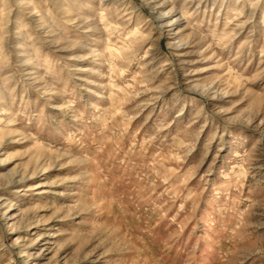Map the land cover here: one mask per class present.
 <instances>
[{"label": "rangeland", "instance_id": "obj_1", "mask_svg": "<svg viewBox=\"0 0 264 264\" xmlns=\"http://www.w3.org/2000/svg\"><path fill=\"white\" fill-rule=\"evenodd\" d=\"M1 35L0 264H264V0H0Z\"/></svg>", "mask_w": 264, "mask_h": 264}, {"label": "bare ground", "instance_id": "obj_2", "mask_svg": "<svg viewBox=\"0 0 264 264\" xmlns=\"http://www.w3.org/2000/svg\"><path fill=\"white\" fill-rule=\"evenodd\" d=\"M1 39L3 40V39H5V36L4 35H1L0 36V41H1ZM3 44V43H2ZM4 57H6V55H3Z\"/></svg>", "mask_w": 264, "mask_h": 264}]
</instances>
